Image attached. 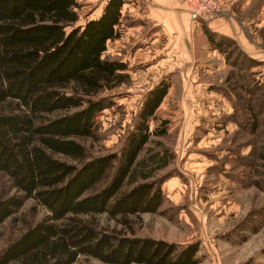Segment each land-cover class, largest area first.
<instances>
[{"label":"trees","instance_id":"obj_1","mask_svg":"<svg viewBox=\"0 0 264 264\" xmlns=\"http://www.w3.org/2000/svg\"><path fill=\"white\" fill-rule=\"evenodd\" d=\"M125 2L106 0L98 17L67 31L78 20L77 0H0V174L6 180L0 226L29 199L46 210L0 248V264L200 262L196 242L135 232L141 214L157 212L164 201L155 175L173 154L160 142V149L144 147L151 136L167 134V121L154 130L149 124L169 82L146 92L119 151L92 156L84 142L100 137L97 116L114 104L106 93L130 80L125 61L104 55L121 34ZM206 33L227 62L233 55L227 49L235 46L232 69L243 71L244 61H254L232 39ZM245 113L255 132L258 112L249 105ZM258 157L264 182V153ZM101 215L115 224H104Z\"/></svg>","mask_w":264,"mask_h":264},{"label":"rangeland","instance_id":"obj_2","mask_svg":"<svg viewBox=\"0 0 264 264\" xmlns=\"http://www.w3.org/2000/svg\"><path fill=\"white\" fill-rule=\"evenodd\" d=\"M77 2L78 20L67 26V31L82 26L91 15L92 0ZM226 3L229 11L222 17L236 23L257 51L264 53V38L260 35L264 0H226ZM130 20L131 17H123V26ZM113 41L108 42L104 55L122 59L114 54ZM227 50H233L229 61L224 55L226 64H218L215 56L214 63H208V70L198 57L169 58V81L164 79L169 82V90L149 124L150 130H154L167 121V134L151 136L144 152L160 149V142L169 148L173 159L155 175L162 180L161 207L155 213L141 214L135 232L169 243L196 242L199 264H264V182L260 165L263 161L258 157L260 152L264 153V60L244 61L248 68L239 71L231 65L238 54L235 46ZM128 63L130 80L106 93L114 104L97 116L99 139L84 141L92 156L119 151L133 127L142 98L166 76L161 69L147 71L140 58ZM188 75H192L191 81L187 80ZM249 105L260 118L252 133L245 113ZM247 162L252 166H246ZM5 181L0 174V191ZM45 214L43 207L27 200L15 219L0 226V248L18 236L28 223ZM100 219L110 227L115 224L105 215ZM89 261L109 264L95 258Z\"/></svg>","mask_w":264,"mask_h":264},{"label":"crops","instance_id":"obj_3","mask_svg":"<svg viewBox=\"0 0 264 264\" xmlns=\"http://www.w3.org/2000/svg\"><path fill=\"white\" fill-rule=\"evenodd\" d=\"M92 2V12L88 19L96 18L102 13L106 0ZM121 12L123 16L131 17V22L123 26L119 38L113 41L114 54L121 55L127 63L140 58L147 65V71L163 70L166 76L163 75L156 83L162 79L169 81V58L173 55L184 59L198 57L205 66L214 63L216 56L218 64H226L224 54L209 41L207 30L234 39L247 56L264 60V53L257 51L256 45L247 39L236 23L223 17L193 21L186 6L177 0H126ZM209 66L206 70L210 69ZM192 75H188L187 80L191 81Z\"/></svg>","mask_w":264,"mask_h":264},{"label":"built area","instance_id":"obj_4","mask_svg":"<svg viewBox=\"0 0 264 264\" xmlns=\"http://www.w3.org/2000/svg\"><path fill=\"white\" fill-rule=\"evenodd\" d=\"M184 4L193 21H208L229 11L226 0H177Z\"/></svg>","mask_w":264,"mask_h":264}]
</instances>
